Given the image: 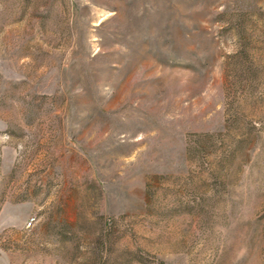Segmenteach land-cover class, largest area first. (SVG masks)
Instances as JSON below:
<instances>
[{"label":"rangeland","instance_id":"rangeland-1","mask_svg":"<svg viewBox=\"0 0 264 264\" xmlns=\"http://www.w3.org/2000/svg\"><path fill=\"white\" fill-rule=\"evenodd\" d=\"M0 264H264V0H0Z\"/></svg>","mask_w":264,"mask_h":264},{"label":"built area","instance_id":"built-area-1","mask_svg":"<svg viewBox=\"0 0 264 264\" xmlns=\"http://www.w3.org/2000/svg\"><path fill=\"white\" fill-rule=\"evenodd\" d=\"M31 223H32V221L30 220V221L27 223V225H28V226H30V225H31Z\"/></svg>","mask_w":264,"mask_h":264}]
</instances>
